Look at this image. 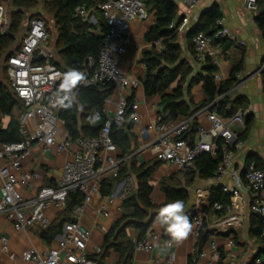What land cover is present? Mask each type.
<instances>
[{
	"label": "built area",
	"instance_id": "built-area-1",
	"mask_svg": "<svg viewBox=\"0 0 264 264\" xmlns=\"http://www.w3.org/2000/svg\"><path fill=\"white\" fill-rule=\"evenodd\" d=\"M10 0H0V33L7 26L6 3ZM149 0H102L97 9L105 22L107 31L96 58L88 56L79 70L86 76L75 90L76 93L85 87L110 84L112 93L104 101L103 111L107 116V106L115 98L112 114L107 117L103 127L96 137H67L58 138L56 125L63 121L58 118L60 106L53 104L59 89L57 84L63 77V70L51 63V49L48 47L49 34L46 30L45 18L36 14L28 21L18 49L6 60V75L8 85L14 96L23 104L25 111L19 118L18 132L21 140L12 143H0V215L15 231H27L36 227L40 232L45 231L51 224L46 212L53 208L57 213L64 209L68 193L79 191L83 201L70 212L69 221L63 223L61 233L54 239L55 245L41 252L24 250L20 253L21 260L31 264H99L90 259L87 251L91 239V229L83 223V215L93 196L100 198L94 212L102 217H108L107 207L114 200L120 202L117 212L121 213V203L135 189V179L127 176L116 183L113 192L101 196L100 182L105 178H117L122 159L118 157L117 146L112 141L110 129L112 126L121 127L125 122L128 93L141 85L137 79L129 80L120 69V58L129 43V30L134 21L148 18L147 2ZM184 10L181 20L170 27L178 33L187 28L193 11L200 0H175ZM264 0H242V6L247 13H256L258 4ZM74 16L83 22L95 24L93 11L85 5H77L73 10ZM216 30L207 34L197 32L190 38V44L195 57L197 68L206 60L217 67L214 80L219 83L221 76L219 66L223 52L215 40L236 42V36L225 28L221 21L217 22ZM42 56L40 61L34 58ZM239 77V75H238ZM126 91V92H125ZM73 97V99H74ZM218 100L220 98H217ZM134 108V106H133ZM203 117L209 124L204 126L198 120ZM192 120L197 126L193 139L188 141L183 136L188 131ZM244 112L237 111L228 118L221 117L216 110L204 107L190 117L179 118L172 122H162L157 116L152 126L153 136L142 150H149L154 160L177 169L189 168L196 157L202 153L216 155L220 148V162L214 172V179L220 184L222 192L229 194V204L223 206L215 202L213 211L225 210V215L219 218L216 226L221 230H229L243 221L238 208L240 194L249 196L250 212L262 218L260 238L264 241V165L257 167L249 162L242 170L232 167V157L236 150H242L245 142L237 137L233 126L243 125ZM216 139H221L217 147ZM35 146L42 152L54 150V154H67L68 159L62 165L59 179L54 185H42L35 194L23 198L19 188L28 189L34 180L40 179L39 172L23 168L22 162L32 153ZM227 182L224 183V178ZM187 216L194 225L191 234L198 238L207 215L200 208L191 210ZM166 241L154 233L135 242L134 250L150 252L156 245L164 246ZM232 245V243H231ZM212 251L215 245L210 243ZM0 250L14 259L9 251L8 240L0 236ZM101 252L94 247L92 254ZM202 253V252H201ZM200 253V254H201ZM199 254V255H200ZM205 256L204 254H201ZM216 253L211 254V261ZM262 259L256 258L252 264H261ZM152 264H171L169 260L155 259Z\"/></svg>",
	"mask_w": 264,
	"mask_h": 264
},
{
	"label": "trees",
	"instance_id": "trees-1",
	"mask_svg": "<svg viewBox=\"0 0 264 264\" xmlns=\"http://www.w3.org/2000/svg\"><path fill=\"white\" fill-rule=\"evenodd\" d=\"M101 1L42 0V8L52 18L56 30L53 48L58 55V60L51 59V63L62 69L63 73L71 68L80 70L88 56L97 57L107 31L105 22L97 9V5ZM10 3L14 9L9 14L6 29L0 33V63H2L5 73V63L8 56L12 55L20 44L19 42L17 46L11 48L25 19V11L36 8L39 0H10ZM77 5H85L88 9H91L93 14L97 16L96 23L90 24L75 17L73 10ZM146 5L151 11H154V21L145 34V41L148 43L149 48L142 52L139 60L144 65V74L139 81L146 96L160 97L158 117L161 118V121L167 123L179 118H187L204 107H208L209 110H216L224 118L231 117L237 111L244 112L246 107L243 104V98H232L230 95L232 88L240 81L238 75L243 69V50L239 52L238 59L232 62L229 77L217 83L214 80V73L217 71L215 65L206 60L203 65L195 69L182 56L183 51L178 42V32L174 27H170L171 23L176 24L178 22L175 2L172 0H149ZM35 15L31 16L29 20ZM221 19L222 14L216 6L202 11L195 30L187 29L184 34L187 39L188 51L194 54L190 44V38L193 34L197 32L207 34L210 29L216 30L218 27L217 22ZM255 22L264 40V2L258 4ZM46 30L49 34V43L51 33L47 21ZM213 44L220 45L223 52H225L230 49L233 42L215 40ZM61 82L62 80L57 84V89H59ZM262 82L264 91V76H262ZM198 83H201L204 97L197 104H192L189 90ZM112 89L113 86L110 84L81 88L76 93L71 107H60L57 115L63 121L65 130L70 137L97 136L107 119L103 111L104 101L110 96ZM185 96H188V100H185ZM133 103V93H131L127 98L124 124L121 127L112 126L110 129V136L117 146L118 153L120 152L118 157L121 159L131 153L132 144H134V136L130 132L133 126L131 118ZM15 111L18 112V116H14ZM24 111L23 104L9 89L6 75V82L0 80V115L1 117H7L9 120L5 127L0 122V143H12L21 140L18 132V122ZM96 114H99V119L93 122ZM249 124L250 118L248 116L245 128L240 133L241 138H244L247 134ZM196 126V120H192L183 138L192 139ZM221 142V139H216L217 147ZM217 149L216 159L208 153H202L196 157L191 167L181 169V181L176 178V175L161 178L159 185L165 201L158 206L152 204L150 198L152 187L149 178L160 163L155 160L153 162H140L139 165H136V161L132 157L129 158L128 164L126 163L127 160L122 161L117 178H105L100 182V194L101 196L110 195L116 183L130 175L135 179V189L122 201L119 218L104 233L100 247L101 252L96 255H88V257L92 260L97 258L96 261L102 262L112 251L119 257L117 264H131L135 242L141 240L149 231L152 223L157 220L160 207L179 199L184 201L186 208L189 200L188 188L192 186L195 174L197 173L198 178L204 180L214 177V172L220 162V148ZM249 162H254L257 167H263V163L253 155H248L245 165ZM82 201L83 195L79 191L69 192L64 209L58 213L59 216L54 224H50L45 231L40 232V238L44 242L50 243L61 233L63 223L70 220L69 215L72 209L80 205ZM215 202L222 204L224 207L227 206L229 204V194L222 192L221 188L213 189L208 208L201 207L200 209L206 213L207 217L213 214L217 218H221L225 215V210L213 211L212 205ZM205 227L204 222L203 231L201 230L197 238L195 254L192 255V259L199 255L210 235ZM128 228L137 231L135 239L127 234L126 230ZM261 230L262 218L251 212L249 236L264 243L260 238ZM162 237L169 239L163 226ZM260 254L264 256V247L261 249ZM258 255L259 253L255 258ZM222 257H220L218 264H222ZM261 264H264V262Z\"/></svg>",
	"mask_w": 264,
	"mask_h": 264
},
{
	"label": "crops",
	"instance_id": "crops-1",
	"mask_svg": "<svg viewBox=\"0 0 264 264\" xmlns=\"http://www.w3.org/2000/svg\"><path fill=\"white\" fill-rule=\"evenodd\" d=\"M172 1L177 6L178 17L181 16L184 7L177 1ZM213 6H216L222 14V25L236 36V42H233L229 50L223 52L219 45V48L223 52L218 70L221 81L229 77L231 64L238 59L239 52L241 50L244 52L243 69L238 77L240 81L232 88L230 95L232 98L242 97L243 104L246 107L243 125L233 126V131L237 133V137L240 140L245 142V147L242 150L234 151L232 167L242 170L245 167L248 155L255 156L264 165V91L262 82V76H264V40L256 26V13L245 12L242 6V0H200L192 13L187 28L184 32L178 33V38L181 39L182 36L180 35H184L187 29L198 21L202 11ZM152 14V19L148 21H134L130 26L129 43L120 58V69L129 80H139L143 77L144 65L139 60L142 52L149 48L148 43L145 41V34L153 24L154 11H152ZM178 42L183 51L184 47L187 50L182 56L192 67L197 69L194 54L187 49L185 35L183 40L178 39ZM131 93H133L134 108L131 117L133 126L130 132L134 136V144H132L131 153L122 158V160H127L126 163L128 164L129 158L132 157L135 159L136 165H139L140 162L155 161L151 156H146V152L142 148L153 136L152 126L160 110V97L146 96L142 85L138 86ZM131 93H128V95ZM189 96L192 104H197L203 100L204 95L201 89V83L195 84L190 88ZM187 97L185 96V100H188ZM114 101L115 98L112 97L111 104L107 106V117L113 112ZM248 116L250 118L249 130L245 137L241 138L240 133L245 128V122ZM8 120L7 117H1L0 115V122L3 127L7 125ZM198 121L206 127L209 125L202 116ZM61 125L65 129L64 124L61 123ZM186 139L191 141L193 137L192 139ZM118 155H120V152ZM210 156L216 159V155ZM67 159V154L56 155L52 151L42 152L39 146H35L31 155L24 161L23 168L29 171L39 172L41 177L39 180H34L28 189L19 188L22 197L29 198L33 196L42 185H54L57 179H59L62 165ZM159 166L165 173L155 177V181L153 182L151 181L154 175L153 173L149 178V183L152 187L150 198L152 204L156 206L163 204L165 201V197L160 190L159 180L170 175H176V178L180 181L182 179L181 169L161 163ZM223 181L226 183L227 178L225 177ZM215 188H220V184L215 181L214 177L204 180L198 178V174L196 173L192 186L188 188L189 200L184 214L187 215L191 210L201 207L208 208L209 198L212 190ZM96 203L97 198H94L87 205L82 218L85 226L90 227L92 230V236L88 243V252L90 255H93L92 251L94 247H101L104 233L109 230L111 225L120 216V213L117 212V206L120 205V202L114 200V202L108 205L107 211L109 216L105 218L95 214L94 209ZM235 212L242 214L243 221L240 225L230 228L227 231L217 228L216 224L219 218L213 214L208 215L205 220V230L209 231L210 235L201 249L202 253L200 252L205 256L199 253L200 255L192 259V255L194 256L195 254L197 238H194L190 233L182 243L173 245L170 248L166 245H156L150 252L134 250L131 264H152V261L155 259L169 260L171 264H209L211 254L213 253H216V255L212 264H218L222 256V264H252L258 253L257 258L262 259L264 256L260 254V251L264 247V243L249 236L251 212L249 210V196L244 192L240 194L238 208ZM46 215L50 219L51 224H54L59 216L53 208L47 210ZM126 232L132 239H135L137 236V231L134 229L128 228ZM146 233H154L164 239L162 237V226L158 220L152 223L149 231ZM39 234V230L36 227L27 231H15L6 221L5 217L0 215V236H4L8 240L9 251L15 256L14 259H10L8 254H4L0 250V264H31L21 260L19 255L22 251L30 249L41 252L47 247L55 245L54 239L58 235L50 243H46L40 238ZM210 243L215 245V251H212ZM190 257L191 259H189ZM118 258V255L111 251L102 262L96 261L97 258L94 261L99 264H117Z\"/></svg>",
	"mask_w": 264,
	"mask_h": 264
},
{
	"label": "clouds",
	"instance_id": "clouds-1",
	"mask_svg": "<svg viewBox=\"0 0 264 264\" xmlns=\"http://www.w3.org/2000/svg\"><path fill=\"white\" fill-rule=\"evenodd\" d=\"M86 80L83 72L76 68L67 70L62 77L59 92L53 101L56 106L68 108L73 104L74 90ZM99 119V114L93 122ZM185 213V204L182 200H174L160 207L157 220L165 228L169 240L166 241L167 247L179 245L190 235L194 225Z\"/></svg>",
	"mask_w": 264,
	"mask_h": 264
},
{
	"label": "rangeland",
	"instance_id": "rangeland-1",
	"mask_svg": "<svg viewBox=\"0 0 264 264\" xmlns=\"http://www.w3.org/2000/svg\"><path fill=\"white\" fill-rule=\"evenodd\" d=\"M5 7H6V19H7V22H8L9 14L14 8L11 6L10 1L6 3ZM147 13H148V18L146 20H143V21H148L149 19L153 18L152 11L148 7H147ZM35 14L42 15L45 18V20L47 21V23H48V27H49L50 33H51L50 41L48 43V47L51 49L52 59L57 61L58 60V55H57L56 51L53 48L54 42H55V38H56V30H55V28L53 26L52 18L42 8V0H39V4H38V6L36 8L29 9V10L25 11V19H24V21H23V23L21 25V29L19 30V33L16 35L15 42L12 44L11 48H14L15 46H17L19 44L23 34L25 33V31L27 29L29 18L31 16L35 15ZM94 17H95V19L97 18V16L95 14H94ZM5 29L6 28H3V30H5ZM180 36H182V37H181V39L179 38V40H183L184 35L181 34ZM186 51L187 50L184 47L183 53H185ZM0 80L3 81V82H6V73H5V70H4L3 66H2V63H0ZM14 116H18V112L15 111L14 112ZM56 131H57V134H58L60 139L64 140L67 137V132L63 128V126L61 125L60 122L56 125ZM52 152L54 153V150H52ZM145 152H146L145 153L146 156H148V157L151 156V153H150L149 150H145ZM151 158H152V156H151ZM24 161L22 162V164L24 163ZM164 173H165V171L163 169H161L160 166H159V168L153 172L154 175H153V178L151 179V181L152 182L155 181V177L161 176ZM94 198H97V203H96V206H95V207H97V204L100 201V198L97 197V196H93L92 199H94ZM88 228L90 229V227H88ZM91 236H92V230H91ZM87 251H88V248H87Z\"/></svg>",
	"mask_w": 264,
	"mask_h": 264
},
{
	"label": "water",
	"instance_id": "water-1",
	"mask_svg": "<svg viewBox=\"0 0 264 264\" xmlns=\"http://www.w3.org/2000/svg\"><path fill=\"white\" fill-rule=\"evenodd\" d=\"M181 20V16H179L178 17V22ZM177 22V23H178ZM197 23V22H196ZM196 23L193 25V26H191L190 28H189V30H195V28H196ZM42 59V56H38L37 58H34V61H40Z\"/></svg>",
	"mask_w": 264,
	"mask_h": 264
}]
</instances>
